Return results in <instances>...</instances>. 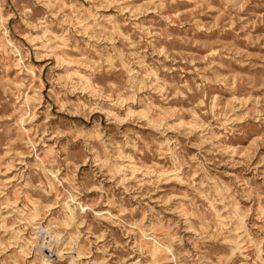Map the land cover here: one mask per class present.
I'll return each mask as SVG.
<instances>
[{"label":"rangeland","instance_id":"1","mask_svg":"<svg viewBox=\"0 0 264 264\" xmlns=\"http://www.w3.org/2000/svg\"><path fill=\"white\" fill-rule=\"evenodd\" d=\"M0 264H264V0H0Z\"/></svg>","mask_w":264,"mask_h":264}]
</instances>
